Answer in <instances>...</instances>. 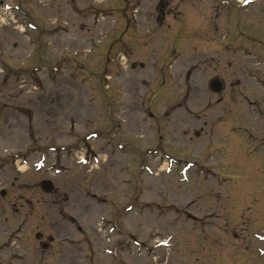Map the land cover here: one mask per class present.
Here are the masks:
<instances>
[{
  "label": "rangeland",
  "instance_id": "1",
  "mask_svg": "<svg viewBox=\"0 0 264 264\" xmlns=\"http://www.w3.org/2000/svg\"><path fill=\"white\" fill-rule=\"evenodd\" d=\"M239 2L0 0V264H264V0Z\"/></svg>",
  "mask_w": 264,
  "mask_h": 264
},
{
  "label": "water",
  "instance_id": "2",
  "mask_svg": "<svg viewBox=\"0 0 264 264\" xmlns=\"http://www.w3.org/2000/svg\"><path fill=\"white\" fill-rule=\"evenodd\" d=\"M222 89V83L218 79H214L211 82V90L214 92H220ZM41 190L45 193H51L53 191V184L50 180H43L40 186Z\"/></svg>",
  "mask_w": 264,
  "mask_h": 264
},
{
  "label": "flooded vegetation",
  "instance_id": "3",
  "mask_svg": "<svg viewBox=\"0 0 264 264\" xmlns=\"http://www.w3.org/2000/svg\"><path fill=\"white\" fill-rule=\"evenodd\" d=\"M164 3V2H163ZM162 3V4H163ZM164 5V4H163ZM166 15V14H165ZM166 16H164V18H165ZM161 20H163V13H162V15L161 14H159V16H157V20L159 21L160 19ZM160 22V21H159ZM130 66H131V68H134L135 67V65L134 64H130ZM141 67H142V64L140 65Z\"/></svg>",
  "mask_w": 264,
  "mask_h": 264
},
{
  "label": "snow or ice",
  "instance_id": "4",
  "mask_svg": "<svg viewBox=\"0 0 264 264\" xmlns=\"http://www.w3.org/2000/svg\"><path fill=\"white\" fill-rule=\"evenodd\" d=\"M245 2H247V0H245Z\"/></svg>",
  "mask_w": 264,
  "mask_h": 264
}]
</instances>
